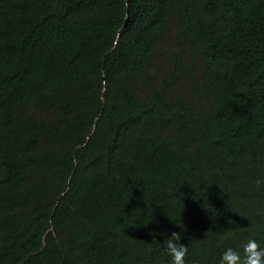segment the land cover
I'll list each match as a JSON object with an SVG mask.
<instances>
[{
	"label": "trees",
	"instance_id": "obj_1",
	"mask_svg": "<svg viewBox=\"0 0 264 264\" xmlns=\"http://www.w3.org/2000/svg\"><path fill=\"white\" fill-rule=\"evenodd\" d=\"M174 232L264 248V0H0V264H171Z\"/></svg>",
	"mask_w": 264,
	"mask_h": 264
},
{
	"label": "clouds",
	"instance_id": "obj_2",
	"mask_svg": "<svg viewBox=\"0 0 264 264\" xmlns=\"http://www.w3.org/2000/svg\"><path fill=\"white\" fill-rule=\"evenodd\" d=\"M180 240L181 234L176 232L167 239L171 264H186L187 247ZM220 264H264V248L255 239H251L244 245L243 257L238 251L228 248L222 253Z\"/></svg>",
	"mask_w": 264,
	"mask_h": 264
},
{
	"label": "rangeland",
	"instance_id": "obj_3",
	"mask_svg": "<svg viewBox=\"0 0 264 264\" xmlns=\"http://www.w3.org/2000/svg\"><path fill=\"white\" fill-rule=\"evenodd\" d=\"M163 65H166V62L162 63ZM159 72H162L161 70H159ZM183 76H186V74H184ZM190 100V99H189Z\"/></svg>",
	"mask_w": 264,
	"mask_h": 264
}]
</instances>
